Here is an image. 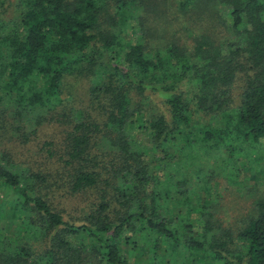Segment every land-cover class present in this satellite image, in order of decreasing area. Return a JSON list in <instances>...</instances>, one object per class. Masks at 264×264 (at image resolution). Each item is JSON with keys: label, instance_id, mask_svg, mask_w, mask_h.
<instances>
[{"label": "trees", "instance_id": "16d2710c", "mask_svg": "<svg viewBox=\"0 0 264 264\" xmlns=\"http://www.w3.org/2000/svg\"><path fill=\"white\" fill-rule=\"evenodd\" d=\"M143 1L0 0V211L19 220L0 264H264V188L234 233L189 206L264 149V0L162 20ZM53 123L64 153L20 160ZM87 192L74 218L52 204Z\"/></svg>", "mask_w": 264, "mask_h": 264}, {"label": "rangeland", "instance_id": "374dc122", "mask_svg": "<svg viewBox=\"0 0 264 264\" xmlns=\"http://www.w3.org/2000/svg\"><path fill=\"white\" fill-rule=\"evenodd\" d=\"M177 3L178 0L143 1V5H145L147 9H150L152 13H158L160 15L161 20L170 16H173V18L174 16H180V11H178ZM110 10L111 9H109V11ZM200 11L201 9H199L196 15H200ZM195 16L193 18H195ZM126 31L128 35L126 38V42L128 38L134 40L135 38H133V35L131 33L129 34L128 29ZM217 31H220V33H222L223 35L225 33V31L220 25H218ZM220 40H223V38ZM74 85L76 86V84ZM72 87L75 88L74 86ZM74 93L75 98L77 99L78 90L76 89V92L74 91ZM76 102L77 101H73L71 105L75 104ZM73 113H75L73 114L74 118H77L78 115L76 113L75 108L73 109ZM201 120L205 123L210 121L209 117L206 116H202ZM210 122H212V120ZM63 130L64 129L62 127L57 126L54 123L45 124L41 129L36 132V137L28 146L23 147L19 145L21 149V153H19V159H28L29 161H34L40 160L41 158H47V149L51 150L53 154H55V156L64 153L63 150L66 147L67 142L64 138ZM43 140H51L52 145L49 147L44 145ZM262 145L264 146V144ZM250 155L252 157L247 160L244 158L243 155V158L239 161V164L236 167L238 170V174L236 177H234V179L232 178L231 174H228V169L225 170L221 168L219 170H215L212 181L213 189H211L210 191L211 193L205 195L204 197L202 194H200L201 191L198 190L197 194H195L194 198L189 203L190 207L195 208L197 206H195L194 203H196L195 201L196 199H198L199 203L203 202L208 206L210 205V207L213 206V209H211L213 212V221H218L219 223H221V227H230V231L233 233L237 227L241 226L242 219L250 210V208L252 207V203L261 194V190L264 188V149L258 151L257 161L253 151L247 152L246 156ZM46 161H48V159ZM213 161L209 160L207 162L205 161L206 163L202 162L196 168L198 169L201 167L205 171H210V167L212 166ZM252 166L254 170H251ZM38 170L40 169L38 168ZM58 191L59 189H55V187H52L53 196L57 194ZM91 198L92 193L89 192L85 194L79 193L68 199L64 196H56L53 198L52 204L58 209L62 208L67 210L68 212H71V215L74 218L76 214L80 213L81 208L84 207L86 202L89 201ZM7 206L4 204L2 211H0V245L1 243L8 242L13 236H15L13 233L15 232V226L19 221L18 217L12 212H10ZM172 207L174 208V211H186L184 209L185 207L177 208L174 206V204ZM189 211V218H191L190 221H193L192 224L194 225V228L192 230H199L202 224V220L199 217L197 210ZM62 215L66 217L64 212H62ZM129 259L134 260L135 262H137V264H144V258L141 255H134L132 256V258L129 257ZM180 260L181 258L178 259V262Z\"/></svg>", "mask_w": 264, "mask_h": 264}]
</instances>
